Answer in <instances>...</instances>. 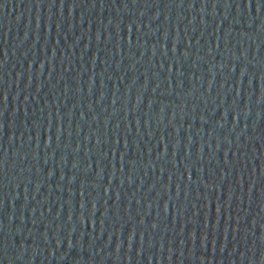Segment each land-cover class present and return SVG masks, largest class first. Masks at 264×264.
I'll return each mask as SVG.
<instances>
[{"label":"water","instance_id":"water-1","mask_svg":"<svg viewBox=\"0 0 264 264\" xmlns=\"http://www.w3.org/2000/svg\"><path fill=\"white\" fill-rule=\"evenodd\" d=\"M0 264H264V0H0Z\"/></svg>","mask_w":264,"mask_h":264}]
</instances>
